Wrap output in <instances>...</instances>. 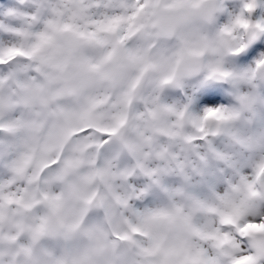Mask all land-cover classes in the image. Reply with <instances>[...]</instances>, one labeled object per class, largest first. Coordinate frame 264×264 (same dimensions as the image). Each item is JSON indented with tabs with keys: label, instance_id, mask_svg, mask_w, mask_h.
Here are the masks:
<instances>
[{
	"label": "clouds",
	"instance_id": "1",
	"mask_svg": "<svg viewBox=\"0 0 264 264\" xmlns=\"http://www.w3.org/2000/svg\"><path fill=\"white\" fill-rule=\"evenodd\" d=\"M0 264H264V0H0Z\"/></svg>",
	"mask_w": 264,
	"mask_h": 264
}]
</instances>
